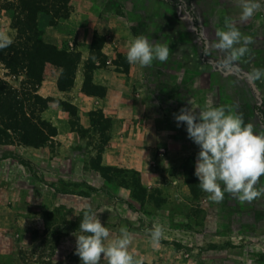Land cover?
I'll return each instance as SVG.
<instances>
[{
  "label": "rangeland",
  "instance_id": "rangeland-1",
  "mask_svg": "<svg viewBox=\"0 0 264 264\" xmlns=\"http://www.w3.org/2000/svg\"><path fill=\"white\" fill-rule=\"evenodd\" d=\"M70 5L69 17L56 26L46 15L38 24L45 43L80 52L71 89H57L52 62L35 66L39 80L10 75L0 64V79L48 100L41 117L57 131L54 142L40 148L0 143V264H81L76 236L89 208L110 229L108 240L127 228L128 250L139 264H264V194L242 201L225 192L211 200L194 175L199 146L175 120L181 109L198 115L225 106L264 131V75L253 73L264 69V0L247 20L240 19L242 0ZM226 22L252 37L248 51L229 62L228 52L213 46ZM13 34L9 14L0 9V38ZM139 35L168 44L167 60L129 63L127 49ZM92 42L104 56L92 66L103 96L82 91ZM99 112L110 120L104 131L96 124ZM98 153L110 180L93 168ZM256 187L264 188V176ZM156 224L164 228L159 245L148 231Z\"/></svg>",
  "mask_w": 264,
  "mask_h": 264
},
{
  "label": "clouds",
  "instance_id": "clouds-1",
  "mask_svg": "<svg viewBox=\"0 0 264 264\" xmlns=\"http://www.w3.org/2000/svg\"><path fill=\"white\" fill-rule=\"evenodd\" d=\"M260 7L261 0H242L240 19H249ZM216 36L213 46L228 52L226 62L244 55L247 45L252 43L251 36L227 22L224 28L217 29ZM10 43V38H0V47ZM169 52L168 44L153 45L146 36L139 35L131 40L126 59L129 63L151 66L156 59L167 60ZM253 73L254 78H259L264 69H254ZM175 120L186 125L188 137L199 146L194 175L211 200H222L225 192L236 194L242 201L264 194V188L256 187L264 176V131H254L251 123H245L240 114L225 106L206 107L198 115L191 109H181ZM79 231L75 251L81 264H100L105 257L108 264H139L128 250L131 241L126 227L120 229L116 238L108 240L110 229L89 208L83 213ZM148 231L153 245H159L164 236L163 226L156 224Z\"/></svg>",
  "mask_w": 264,
  "mask_h": 264
},
{
  "label": "trees",
  "instance_id": "trees-1",
  "mask_svg": "<svg viewBox=\"0 0 264 264\" xmlns=\"http://www.w3.org/2000/svg\"><path fill=\"white\" fill-rule=\"evenodd\" d=\"M0 9L9 14L10 28L14 32L11 43L0 47V64L4 69L13 76L23 74L28 80H39V71L35 69L38 66H35L49 61L58 69L57 89L61 92L71 89L81 61L80 52L45 43L42 40L43 31L38 24L41 15L48 16V24L53 27L59 20L67 19L72 11L70 0H0ZM100 49L96 42L91 43L84 66L82 91L89 95H104L103 89L98 92L97 85L92 82L93 60L104 57ZM33 69L37 73H32ZM27 84L30 85L28 82ZM47 107L48 100L32 88L18 89L0 79V143L32 148L52 144L57 135L56 128L41 117ZM62 109L71 117L76 116L71 105L62 103ZM98 114L96 124L99 129L104 131L110 128V120L101 112ZM92 124H95L94 121ZM70 125L78 133L84 131L73 121H70ZM93 168L110 180L107 175L109 169L100 164V153Z\"/></svg>",
  "mask_w": 264,
  "mask_h": 264
}]
</instances>
